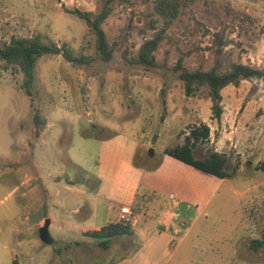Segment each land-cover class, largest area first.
<instances>
[{
  "label": "rangeland",
  "instance_id": "374dc122",
  "mask_svg": "<svg viewBox=\"0 0 264 264\" xmlns=\"http://www.w3.org/2000/svg\"><path fill=\"white\" fill-rule=\"evenodd\" d=\"M102 3L0 0V45L39 36L97 57L94 33L71 11L98 13ZM156 3H115L102 24L113 51L109 61L39 58L31 97L22 70L0 58V264H113L141 247L144 236L134 232L113 237L106 249L81 231L114 220L106 219L107 205L97 196L96 166L99 139L116 133L136 138V162L153 176L177 173L185 187L179 192L198 205L199 216L173 242L167 264H264V247H251L264 235V80L223 88L218 119L209 87L188 95L175 71L179 61L191 71L264 67V0H179L169 19ZM159 32L156 66L133 63L143 42ZM36 115L46 126L40 128ZM202 122L210 138L195 156L225 152L232 176L183 167L165 154Z\"/></svg>",
  "mask_w": 264,
  "mask_h": 264
},
{
  "label": "trees",
  "instance_id": "16d2710c",
  "mask_svg": "<svg viewBox=\"0 0 264 264\" xmlns=\"http://www.w3.org/2000/svg\"><path fill=\"white\" fill-rule=\"evenodd\" d=\"M102 7L98 13L90 11H81L74 9L71 12L84 19L91 31L96 37V56L76 54L70 46L64 44L59 47L56 44H48L39 36L33 37H14L10 42L0 45V58L5 61L6 65L18 66L25 75L24 88L26 93L31 97L33 95L34 72L36 62L39 58L47 54H62L66 60L74 64H89L92 59L100 58L105 61L112 59L113 51L109 44L103 22L112 13L116 2H128L130 0H102ZM179 0H157V12L165 17L172 18L178 11ZM162 32V31H161ZM162 39V33L150 39H147L141 45L133 63L146 67L156 66L154 52ZM175 71L179 79L185 86L186 93L189 95L202 85L209 87V96L212 101V114L215 118L222 115V89L230 84L238 85L243 79L260 78L264 80V67L245 63L232 64L231 69L221 70L215 66L209 70H188L179 61L175 66ZM36 123L40 128L46 126V120L36 115ZM39 129V127H38ZM210 126L202 122L191 127L188 134L185 135L182 144L172 148H166L165 154L176 158L184 164L193 167L205 174H211L219 178L232 176V173L226 169L229 160L225 152L212 151L206 157L195 156V148L199 143L206 142L210 138ZM137 167H142L136 162ZM155 193L151 191H140L132 205L136 212L144 216L148 214ZM150 216H155L151 214ZM133 226L122 221L110 222L98 230L87 231L85 234L95 239V241L104 248H109L111 239L115 236H124L132 233ZM251 247L258 250L264 247V235L262 238L253 239ZM16 264V263H15Z\"/></svg>",
  "mask_w": 264,
  "mask_h": 264
},
{
  "label": "crops",
  "instance_id": "0c3cea01",
  "mask_svg": "<svg viewBox=\"0 0 264 264\" xmlns=\"http://www.w3.org/2000/svg\"><path fill=\"white\" fill-rule=\"evenodd\" d=\"M99 140V158L96 166L99 183L97 196L107 205L106 219L110 215L114 217V220L106 224L121 221L122 209L132 207L136 195L142 192L143 188L155 193L151 203L155 216L138 214L137 224L140 227L137 233V224L132 228L131 234L134 232L144 236L143 244L131 256L123 257L113 264H167L169 251L175 244L173 242L178 244L199 216L198 205L183 198V194L179 192L185 191V187L176 178L177 173L168 178L155 177L144 170L142 164H139L142 167L134 164L138 148L135 137L116 133ZM181 164L183 167L199 171L183 162ZM106 224H99L94 228L84 225L81 231L87 237V231L98 230Z\"/></svg>",
  "mask_w": 264,
  "mask_h": 264
},
{
  "label": "built area",
  "instance_id": "2783aa9c",
  "mask_svg": "<svg viewBox=\"0 0 264 264\" xmlns=\"http://www.w3.org/2000/svg\"><path fill=\"white\" fill-rule=\"evenodd\" d=\"M120 218L122 222L131 224L132 226L138 223V213L133 209V207H124Z\"/></svg>",
  "mask_w": 264,
  "mask_h": 264
},
{
  "label": "water",
  "instance_id": "95a60500",
  "mask_svg": "<svg viewBox=\"0 0 264 264\" xmlns=\"http://www.w3.org/2000/svg\"><path fill=\"white\" fill-rule=\"evenodd\" d=\"M50 221L47 220L45 225L41 227V233H42V236H44V238L47 237V228H48V225H49Z\"/></svg>",
  "mask_w": 264,
  "mask_h": 264
}]
</instances>
